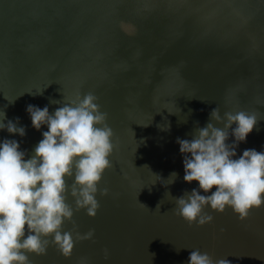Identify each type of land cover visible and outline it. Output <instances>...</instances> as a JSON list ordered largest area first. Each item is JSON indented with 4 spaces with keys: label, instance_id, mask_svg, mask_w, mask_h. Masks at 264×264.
<instances>
[{
    "label": "water",
    "instance_id": "1",
    "mask_svg": "<svg viewBox=\"0 0 264 264\" xmlns=\"http://www.w3.org/2000/svg\"><path fill=\"white\" fill-rule=\"evenodd\" d=\"M88 92L115 134L112 167L98 185L109 194H97L94 218L74 213L81 234L95 230L92 239L76 242L70 258L54 246L28 253L31 264H189L196 249L231 264H264V204L244 221L231 207L209 205L214 219L201 227L176 215L174 200L199 189L184 180L177 138L191 140L213 108L222 117L256 112L234 159L264 152V0H0V111L5 124L19 118L26 128L23 137L0 130V144L16 140L30 159L48 127L35 129L27 106L54 114ZM168 123L170 130L159 127ZM234 142L230 134L226 143ZM67 182L74 208V176ZM72 229L66 220L62 230Z\"/></svg>",
    "mask_w": 264,
    "mask_h": 264
},
{
    "label": "clouds",
    "instance_id": "2",
    "mask_svg": "<svg viewBox=\"0 0 264 264\" xmlns=\"http://www.w3.org/2000/svg\"><path fill=\"white\" fill-rule=\"evenodd\" d=\"M43 90L35 94H42ZM97 100L92 92L83 96L77 93L54 114L49 113L47 106L41 109L28 105L32 126L37 130L45 124L48 127L30 159H25L26 153L20 150L18 141L5 139L0 144V264H31L28 253L46 255L50 246L70 258L76 242L94 236V229L81 234L73 216L86 209L87 215L94 218L100 208L97 194H109L107 187L101 190L98 185L105 171L112 167L109 158L117 145L112 142L115 134L107 124L108 114L101 112ZM5 119L6 113L0 111V130L21 137L26 135V128L17 126L19 118L6 124ZM258 120L256 112L243 110L226 111L222 117L220 108L216 107L210 112V122L197 127L191 140L177 138L184 154V180L199 182V189L174 198L175 214L189 225L198 223L202 227L211 223L214 217L204 211L209 205L219 213L231 207L244 221L253 207L264 204V152L246 149L234 159L239 143L246 142ZM211 121L223 127H216ZM150 123L137 124L147 127ZM159 127L170 130V123ZM230 134L235 137L232 144L226 143ZM177 175L173 172L169 177L176 179ZM73 176L70 195L74 208L67 202V179ZM213 188L216 190L212 191ZM201 190L210 194L202 195ZM66 220L73 223L71 231L62 230ZM189 264H231V261L214 260L196 249L190 252Z\"/></svg>",
    "mask_w": 264,
    "mask_h": 264
}]
</instances>
